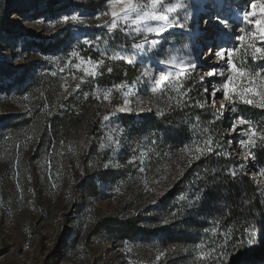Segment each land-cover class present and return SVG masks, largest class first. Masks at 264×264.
Returning a JSON list of instances; mask_svg holds the SVG:
<instances>
[{"label": "rangeland", "instance_id": "rangeland-1", "mask_svg": "<svg viewBox=\"0 0 264 264\" xmlns=\"http://www.w3.org/2000/svg\"><path fill=\"white\" fill-rule=\"evenodd\" d=\"M136 2L145 6L142 11L168 16L169 22L178 19L185 30L175 27L146 36L128 34L131 29L123 24L111 32L96 27L111 23V11L123 7L117 0H0V264L216 263L221 252L214 246L221 236L206 207L185 200L178 225L157 214L182 164L168 162L169 137L159 127L152 129L146 114L162 118L175 108L174 116L193 139L212 138L207 152L213 160L220 150L245 161L236 158L244 167L230 165L228 176L251 163L248 172L264 190V164L256 165L252 158L258 145L264 150V109L238 99L229 105L222 92L213 97L212 86L219 87L225 78L208 77L207 71H227L226 61L204 58L209 48H237V66L264 77V59H253L251 47L264 48V40L247 35L256 33V26L241 18L251 3L259 7L264 0H161L155 10L151 0ZM177 3L189 8L169 12L164 7ZM65 15H78L91 26L61 23ZM216 15L231 28L214 20ZM85 38L90 44L83 43ZM139 43H145L142 51L132 47ZM188 56L195 57L196 67L187 78L155 85L160 71L175 76L179 69L171 67L173 59ZM80 57L100 62L97 75L75 67ZM122 61L132 67L117 81L113 68ZM149 66L151 79L143 75ZM117 84L123 87L114 88ZM83 102L95 104L102 123L89 130L69 124L64 132V118ZM221 104L227 107L221 109ZM240 117L248 123L233 128ZM220 121L227 123L224 137L215 131ZM250 128L255 145L245 150L240 141L249 138ZM229 132L234 140L225 139ZM216 165L211 175L218 174ZM190 220L201 224L193 227ZM261 222L248 230L242 255L246 264H264V215ZM179 229H187L182 240L177 239ZM223 237L229 243L228 234Z\"/></svg>", "mask_w": 264, "mask_h": 264}, {"label": "trees", "instance_id": "trees-1", "mask_svg": "<svg viewBox=\"0 0 264 264\" xmlns=\"http://www.w3.org/2000/svg\"><path fill=\"white\" fill-rule=\"evenodd\" d=\"M131 67L125 62L119 66L116 64L113 68L115 76H117L116 80L124 79V73L129 75ZM128 79L132 80L133 76H129ZM175 112V108H170L162 114V118L154 116V114L145 115L152 129L159 127L169 137L172 146L167 156L168 162L174 165L178 160L182 164V170L177 179L164 192L165 194L157 206V214L161 219L178 225L180 224L178 223L180 222V209L185 200L206 207L213 217V225L217 227V237L221 236V239L215 243L214 251H223L227 254L223 261L214 259V261L216 260L215 264H246L242 255L248 238L247 233L251 225L262 224L264 190L255 178L248 175L251 163H248L246 170L242 168L236 178L228 176L225 171L230 165H241L243 160L238 158L235 152L229 151L225 155V152L220 150L215 151L217 155L213 160V157L207 152L206 138L201 136L198 140L193 139L185 123L174 116ZM67 120H70L69 123ZM101 123V115L95 109V104L83 102L72 114H69L67 119L64 118L62 125L63 131L67 132L74 126L85 127L89 130L99 127ZM226 124L225 121L224 123L218 122L215 130L218 137H224L223 125L225 127ZM225 137L229 140L235 139V136L232 135H225ZM190 156L193 158V163L185 162ZM252 158L256 165L264 164V150L261 145L257 146ZM214 164H217L218 174L211 175ZM252 168L257 169L254 165ZM188 223L193 227H199L201 224L196 220H190ZM178 228L181 229V227ZM180 229L177 235L178 240L183 239L187 230ZM224 233L230 237L229 243L224 242Z\"/></svg>", "mask_w": 264, "mask_h": 264}, {"label": "snow or ice", "instance_id": "snow-or-ice-1", "mask_svg": "<svg viewBox=\"0 0 264 264\" xmlns=\"http://www.w3.org/2000/svg\"><path fill=\"white\" fill-rule=\"evenodd\" d=\"M117 2L122 4L123 7L119 12H117L115 9L111 11V16L113 17L111 23L107 25H96V27H107L108 31L111 32L113 30H116L123 24L127 25V27L131 29V32L128 34H140L141 32H143L146 36L149 34L160 36L164 32L175 27H179L180 29L185 30V25L180 24L178 19L169 22L168 16L162 13H158L156 11H152L151 13L142 11L145 6L143 4H138L136 0H117ZM160 2L161 0H151V8L155 10ZM164 7L169 12L173 11L176 8H189L188 5H183L180 3L174 5H165ZM190 16L191 12H189V17ZM256 16H260L261 18L254 19V17ZM98 18L99 16H97V19ZM241 18L245 23L254 24L256 26V33H249L247 35H258L261 40H264V2H262L259 7H257L255 3H251L248 7V10H245L241 13ZM214 20H216L220 24H223L225 28H231V25L228 23V21L226 19H222L220 15H216L214 17ZM69 21L75 23L76 25H81L84 27L91 26L86 24L84 20L78 15H65L60 18L61 23H67ZM150 21L156 23L154 25H150ZM205 23H207V21H205ZM188 31L190 35H195V33H193L191 30ZM240 31L241 33H244L243 29H240ZM238 40L241 42L244 41L245 34L239 35ZM83 43L90 44V42L86 38L84 39ZM147 43L158 44L159 41H148ZM132 47L138 51H142L145 48V43L133 44ZM251 47H253V59H264V48L255 47L254 45ZM236 51H238L237 48L222 46L218 47V50L209 48L207 54L204 55L205 59L209 56H215L217 58V63H219V61H226L227 71L217 68H211L207 71L208 77L219 76L225 78L223 80V83L219 87L215 85L212 86L211 94L213 97H215L216 93L222 92L224 99L229 102V105H234L236 100L238 99L244 104L264 109V77H261L260 73L250 74L245 70V68L238 67L237 63L234 61V52ZM128 62L131 63V61ZM99 63L100 62H93L90 57L87 59V61H85L84 57H80V63H77L75 67L77 69H80L82 66H84L83 71L85 72V74L94 77L95 75H97L96 68L98 67ZM171 67L179 69L175 73V76H173V73L171 71H160L158 78L155 80L156 86L159 87L165 82L170 81L171 79L178 80L181 77L187 78L188 73L196 67L195 57H182L179 59V62L173 59ZM108 71L111 72L112 69H108ZM53 75H55V73H53ZM143 75L151 79L150 66L145 69ZM257 77H260V79H257ZM200 79L203 83L205 78L201 77ZM113 87L119 90L123 87V85L117 84ZM180 87H182V85H180ZM77 88H79V84L77 85ZM110 91L111 90H109V93ZM177 91H179V88L177 89ZM129 92H131V89H129ZM205 92H208L207 88H205ZM125 95L127 96L128 93H125ZM104 99H108V94H105ZM128 103L129 101L125 99V104ZM226 107V105L221 104V109H225ZM231 111L236 112L237 109L235 107H232ZM221 115H223V112L217 114L216 119H220ZM104 120H109V117L105 116ZM246 123H248V121H246L243 117H240L236 122H234L233 128H235L237 125H244ZM249 131L251 133L249 138L247 140L240 141L242 148L245 150H248L249 146L255 145V141L254 139H252V136L256 135L255 130L250 128ZM109 139H111V137H109ZM261 139L264 140V135L261 136ZM212 143V138L209 136L206 141L207 151L212 150L210 146ZM225 155H227V153H225ZM240 167H244V165H240ZM141 171H143V169H141ZM260 171L264 173V169H261ZM229 174L233 178H235L237 175L235 169L230 170ZM252 243L253 239L250 238L248 240V244L251 245ZM225 257L226 253L221 251L217 259L223 261Z\"/></svg>", "mask_w": 264, "mask_h": 264}, {"label": "bare ground", "instance_id": "bare-ground-1", "mask_svg": "<svg viewBox=\"0 0 264 264\" xmlns=\"http://www.w3.org/2000/svg\"><path fill=\"white\" fill-rule=\"evenodd\" d=\"M206 20H209V17H208V19H206ZM228 135L230 134V132L229 133H227ZM253 176V175H252Z\"/></svg>", "mask_w": 264, "mask_h": 264}]
</instances>
